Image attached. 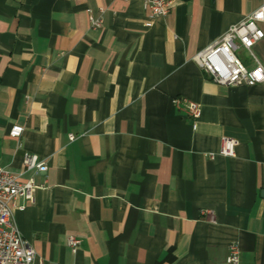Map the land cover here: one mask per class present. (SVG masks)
Here are the masks:
<instances>
[{"label": "crops", "instance_id": "1", "mask_svg": "<svg viewBox=\"0 0 264 264\" xmlns=\"http://www.w3.org/2000/svg\"><path fill=\"white\" fill-rule=\"evenodd\" d=\"M171 1L151 18L141 0H0V168L37 186L11 219L33 264H228L233 244L264 264V84L219 85L194 62L264 0ZM252 53L264 67V39Z\"/></svg>", "mask_w": 264, "mask_h": 264}, {"label": "built area", "instance_id": "2", "mask_svg": "<svg viewBox=\"0 0 264 264\" xmlns=\"http://www.w3.org/2000/svg\"><path fill=\"white\" fill-rule=\"evenodd\" d=\"M128 2L131 0H122ZM145 9L150 12L151 18H163L168 15L171 7V0H141ZM102 11L98 17L88 15L89 24L92 29H99L102 26ZM264 23V4L258 7L253 13L246 17L238 25L231 27L216 43L194 57L196 65L203 70L210 79L219 85L254 86L264 84V67L252 53V48L264 39V32L260 24ZM240 49L248 53L254 66L248 69L245 64L236 56ZM173 103L187 116L196 120L201 115V108L193 101L176 97ZM23 127L15 125L11 127L9 136L20 138ZM69 139H74L69 135ZM237 142L224 140L219 150V155L234 157ZM23 166L25 172L36 171L45 174L46 165L39 161L36 155L25 153L23 155ZM37 186L33 178L26 182L19 181V176L10 171L0 168V264H33L36 254L30 244L20 235L18 229L12 224V207L18 199L28 202L33 201V194ZM22 209V208H20ZM81 241L76 238H69L67 245L72 252H75ZM228 264H239V249L233 244L228 247ZM42 264V263H41Z\"/></svg>", "mask_w": 264, "mask_h": 264}, {"label": "rangeland", "instance_id": "3", "mask_svg": "<svg viewBox=\"0 0 264 264\" xmlns=\"http://www.w3.org/2000/svg\"><path fill=\"white\" fill-rule=\"evenodd\" d=\"M242 52H243V50H238V51L236 52V56L239 57V54L242 53Z\"/></svg>", "mask_w": 264, "mask_h": 264}]
</instances>
